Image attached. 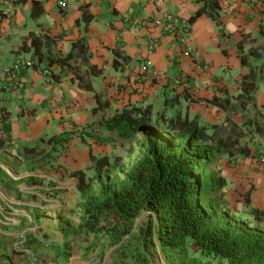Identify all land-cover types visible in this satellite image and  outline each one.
<instances>
[{"label":"crops","instance_id":"1","mask_svg":"<svg viewBox=\"0 0 264 264\" xmlns=\"http://www.w3.org/2000/svg\"><path fill=\"white\" fill-rule=\"evenodd\" d=\"M38 1L33 18L32 0H0V264H70L73 173L92 177L90 151L109 153L101 121L131 106L171 107L209 133L239 125L250 154L218 163L227 209L264 229V0H219V22L191 20L199 0Z\"/></svg>","mask_w":264,"mask_h":264},{"label":"trees","instance_id":"2","mask_svg":"<svg viewBox=\"0 0 264 264\" xmlns=\"http://www.w3.org/2000/svg\"><path fill=\"white\" fill-rule=\"evenodd\" d=\"M199 1L202 9L191 20L206 14L219 22V0ZM32 3L31 14L37 18L44 9L38 0ZM96 98L98 109L108 105L98 94ZM211 101L224 105L218 97ZM153 112V105L125 107L101 121L103 128L125 139L142 131L146 148L123 180L104 183L99 193L86 196L78 229L102 233L111 243H119L131 234L141 212L147 211L149 221L138 237L145 253L156 240L162 251L178 252L192 239L200 251L226 258V264H264V229L232 217L224 195L227 179L218 169L224 156L250 154L247 142L241 143L243 130L227 118L209 133L207 125L198 123L200 119L176 116L168 119L171 132H164L153 123ZM90 155L95 176L111 164L108 156L97 157L92 151ZM73 174L79 177L82 195L92 181L86 180L84 171ZM263 218L256 214V219Z\"/></svg>","mask_w":264,"mask_h":264},{"label":"rangeland","instance_id":"3","mask_svg":"<svg viewBox=\"0 0 264 264\" xmlns=\"http://www.w3.org/2000/svg\"><path fill=\"white\" fill-rule=\"evenodd\" d=\"M175 112L171 107H161L153 123L159 124L162 131H170L168 119L174 117ZM112 118V117H111ZM110 118V119H111ZM193 118V116H192ZM105 120V119H103ZM198 123L202 121L197 120ZM207 125V124H205ZM102 126V125H101ZM102 152L107 150L106 155L110 165L103 168V172L95 176V169L92 166V177L86 175V180L92 181L91 186L86 188L78 201V206L69 211L62 221V227L73 239V246L66 252L67 263L70 264H226L227 259L206 255L198 249L192 239L188 240L187 247L178 252H164L161 250L159 241L156 240L148 253L139 247L138 237L141 227L149 221V212L142 211L138 216L131 234L127 235L119 243H111L102 233L94 234L89 231H81L78 225L84 214L83 201L88 195H96L102 184L117 182L124 179L133 164L143 154L146 146L143 140V132L133 138L125 139L119 136L117 131L98 132ZM98 157V156H97ZM93 165V163H92ZM215 169V166H213ZM78 177V176H77ZM79 178V177H78ZM77 219V220H76ZM107 218H105L106 220ZM78 232H77V231ZM143 258V259H142Z\"/></svg>","mask_w":264,"mask_h":264},{"label":"built area","instance_id":"4","mask_svg":"<svg viewBox=\"0 0 264 264\" xmlns=\"http://www.w3.org/2000/svg\"><path fill=\"white\" fill-rule=\"evenodd\" d=\"M167 17H168V16H167ZM169 17H170V16H169ZM156 22L160 23L161 20L157 19ZM1 37H2V32H0V38H1ZM190 53H191L190 50H186V51H185V54H186V55H190ZM176 82H181V79H180V78H177V79H176ZM258 142L261 143V144L264 146V140H262V139H258Z\"/></svg>","mask_w":264,"mask_h":264}]
</instances>
